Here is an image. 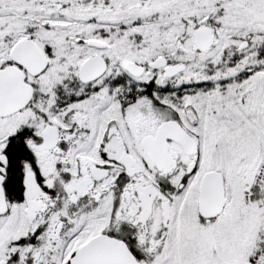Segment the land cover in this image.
<instances>
[{
  "label": "snow or ice",
  "instance_id": "obj_1",
  "mask_svg": "<svg viewBox=\"0 0 264 264\" xmlns=\"http://www.w3.org/2000/svg\"><path fill=\"white\" fill-rule=\"evenodd\" d=\"M0 264H264V0H0Z\"/></svg>",
  "mask_w": 264,
  "mask_h": 264
}]
</instances>
